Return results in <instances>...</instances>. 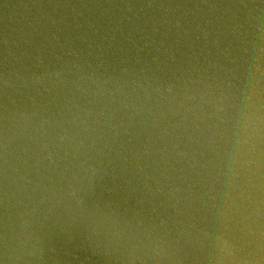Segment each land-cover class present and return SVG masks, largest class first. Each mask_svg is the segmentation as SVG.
<instances>
[{
  "label": "water",
  "instance_id": "obj_1",
  "mask_svg": "<svg viewBox=\"0 0 264 264\" xmlns=\"http://www.w3.org/2000/svg\"><path fill=\"white\" fill-rule=\"evenodd\" d=\"M0 264H264V0H0Z\"/></svg>",
  "mask_w": 264,
  "mask_h": 264
}]
</instances>
